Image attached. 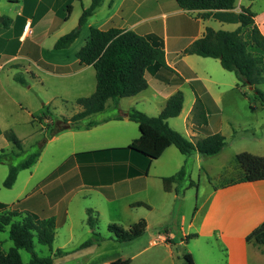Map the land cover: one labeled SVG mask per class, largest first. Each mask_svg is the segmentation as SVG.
<instances>
[{
  "label": "crops",
  "instance_id": "1",
  "mask_svg": "<svg viewBox=\"0 0 264 264\" xmlns=\"http://www.w3.org/2000/svg\"><path fill=\"white\" fill-rule=\"evenodd\" d=\"M254 1L236 0L234 9L214 11L210 17L204 18L202 17L204 11L183 10L179 8L176 0H103L82 26L80 36L74 43L67 49L57 50L55 49L57 40L78 25L83 10L91 5L92 0H9L10 13L2 19L9 38L7 41L3 40L0 51L13 45L15 52L12 57L0 64V69L8 64L18 69L23 68L26 73H31L33 79L40 81L42 87H48L47 89L58 94V98L77 101L79 98L89 97L96 90L94 67L81 64L77 57V53L89 39L91 28L137 30L142 34L161 33L168 67L184 78L182 83L164 80L158 77L156 69H149L146 72L148 88L136 96L128 97L132 101L126 107L121 105L124 98L113 105L118 108V114L93 116L101 113L99 112L72 125L70 119L82 111L75 101L78 111L66 121L67 124H64L69 127L63 129L62 126L58 128L59 130L56 129L47 140L49 144L61 137L70 144L71 153L63 156L58 166L41 180L34 190L17 200V203L23 200L17 205V211L36 215V211L39 210L43 214L53 216L58 226V212L63 213L66 219L69 217L67 207L71 196L81 192L85 198L91 196L90 193L93 191L101 195L109 205L123 203V207L128 205L130 209L136 210L127 228L141 218L146 220V232L133 240L138 242L140 250L129 258L131 264L148 247L158 246V242L163 244L167 254L163 260L156 255L158 264H186L184 261L186 254L191 255L194 264H264V245L247 240L248 235L264 222V181L236 182V180L225 184L214 182L205 165L207 157L198 153L183 155L175 146L168 147L160 158L151 163L143 161L131 152L121 151L140 137L138 124L129 120L127 115L131 109L145 111L139 106L140 102L147 100L142 97L143 92L150 88L153 89L154 99L159 100L158 110L161 112L175 92L182 91L184 85L192 87L195 94L193 103L186 112L183 104L181 114L175 118L184 114L183 120L187 122L185 135L188 139L197 141L206 137V134L191 121L196 95L202 100L208 116L209 105L212 108L217 106L214 93L220 89L222 83L207 72L209 62L205 61L207 58L183 55L182 51L201 38L207 27L227 31L237 29L240 23L236 18L242 7L250 8L255 14L252 26H257L264 35V10L261 12L253 10ZM68 6L71 8H67ZM170 8L172 10L168 11ZM170 16L174 19L171 25ZM160 18L163 19L161 25ZM216 24L219 28H215ZM27 25L29 27L26 31ZM226 26L233 28L228 30ZM188 30H195L189 43L182 48L170 45V38L175 40L181 38ZM251 48L257 52L256 54L264 55V52L256 47ZM15 61H21L25 65L11 64ZM202 92L208 96V100L204 99ZM35 120L34 118L32 122ZM168 124L172 129L179 131L169 122ZM1 125L0 121V130ZM174 125L179 123L176 121ZM210 126L208 116V127ZM212 131L217 133V130ZM224 149L225 147L221 153ZM105 150L109 152L97 153ZM42 152L36 164L29 169L39 164ZM255 155L264 156V153ZM183 167L186 171L184 179L174 183L170 192L165 191L163 178L175 175ZM194 167L200 172L198 184L192 178ZM60 168L62 170L58 171L57 175L47 180ZM134 169L138 173H134ZM145 170L147 174L143 172ZM6 177L4 174V179ZM202 179L210 181L207 188H201ZM191 181L197 186L196 197L189 193L192 189L187 190ZM63 202L68 204L66 203L64 211H61L59 207ZM17 203H7L0 199V204L5 206ZM44 209H48V212L45 213ZM96 210L95 207L85 209L87 224L91 211L98 225ZM5 227L8 226L3 227L4 231ZM90 231L93 240L91 228ZM191 235L196 236L190 238ZM98 237L102 239L100 233ZM147 242L150 246L144 247Z\"/></svg>",
  "mask_w": 264,
  "mask_h": 264
},
{
  "label": "trees",
  "instance_id": "2",
  "mask_svg": "<svg viewBox=\"0 0 264 264\" xmlns=\"http://www.w3.org/2000/svg\"><path fill=\"white\" fill-rule=\"evenodd\" d=\"M102 1L92 0L91 5L83 10L78 25L57 40L55 49H67L74 43L80 36L82 26L94 14ZM176 3L179 8L186 11H204L202 17L207 18L214 11L234 9L236 0H176ZM67 8L70 9L71 6ZM254 17L255 14L250 8L242 7L236 18L240 23L237 29L227 31L207 27L204 35L188 45L183 50V54L218 59L226 71L235 74L237 86L251 87L256 93V98L264 106V92L258 88L259 85L264 84V55L249 50V47L252 46L264 52V35L257 26H252ZM245 32L246 38L244 37ZM77 57L81 64L94 67L97 86L95 92L89 97L77 99L76 103L82 108V111L70 119L72 125L88 116L104 111L109 100L117 104L122 98L133 97L146 90L148 88L146 72L149 69H156L157 75L161 79L173 80L178 83L184 81V78L169 68L166 63L164 40L161 33L142 34L137 30L91 28L89 39L77 53ZM14 80L22 85L28 83L26 78L20 74L15 75ZM183 104L184 93L179 90L167 100L158 116L151 117L142 111L131 109L127 117L138 124L140 137L121 151L131 152L137 157L138 155L142 156L148 163L160 158L170 146H175L183 155L192 153H198L203 157L219 155L226 145V138L221 133H212L209 130L204 104L197 95L191 121L206 134V137L192 141L169 126L168 120L181 114ZM48 117L51 118V115ZM54 132L55 130L50 136ZM0 134H2L1 130ZM4 135L6 140L20 152L24 150L22 140L13 130L4 132ZM49 137L39 142L38 149L18 164L14 163V158L20 153L1 151L0 164H5L9 168L3 183L6 188L14 186L20 171L29 169L36 164ZM105 152H109V150L97 153ZM235 158L242 171V176L236 182L264 181V156L244 151L237 154ZM60 170L62 168L57 169L47 180L57 175ZM133 172L138 173L135 169ZM143 172L147 174V170ZM185 176L186 171L183 167L175 175L163 178L165 191L170 192L172 185L183 180ZM194 185V182L191 181L190 186ZM22 202L23 200L18 201L16 205H13V210H4L0 216V227L3 229L4 226H9V238L14 244L8 252L0 251V264H53L51 256L42 258L34 252V235L38 236L40 243L52 247L56 237V219L53 216L39 218L28 212L26 215H22V212L15 209ZM4 208L6 206L0 204V210ZM18 216L21 217V221L15 220V217ZM88 225L93 231L94 239L83 243L82 248L90 247L102 240L96 232L97 220L92 216L91 211L88 215ZM146 229L147 222L144 218L139 219L128 228L114 223L108 225L109 232L113 233L120 242L133 241L142 236ZM195 236L191 235L190 238ZM247 240L257 245H264V222L248 235ZM22 249L31 254L30 262L22 261L20 253ZM57 254H61V251L58 250ZM184 261L186 264H194L190 254L184 255ZM112 264H131V260L118 259Z\"/></svg>",
  "mask_w": 264,
  "mask_h": 264
},
{
  "label": "rangeland",
  "instance_id": "3",
  "mask_svg": "<svg viewBox=\"0 0 264 264\" xmlns=\"http://www.w3.org/2000/svg\"><path fill=\"white\" fill-rule=\"evenodd\" d=\"M252 3L253 10L257 12L264 10V0H255ZM10 8L9 0H0V45L3 40L7 41L9 38L6 35V26L2 23V19L8 16ZM170 10L172 9H168V11ZM159 20V24L161 25L163 19L160 18ZM173 20L170 16L169 25H171V21ZM215 28H219L217 24ZM226 28L232 30L233 27L226 26ZM194 32L195 30H188L181 38L176 40L170 38V45L177 48L184 47L193 38ZM244 37L246 38V32L244 33ZM249 50L253 51L254 49L252 50L250 46ZM14 52L13 45L10 48H3L0 51V64L7 60V58L12 57ZM254 52L257 53L255 50ZM205 61H209L207 72L214 79L222 83L220 89L214 93L217 98V106L212 108L209 105L208 116L211 126L208 128L211 132H213L212 129L217 130V133H221L226 138V146L223 153L219 156L207 157L205 165L214 182L225 184L236 181L242 176L241 169L237 165L235 158L237 154L244 151L252 154L264 153V106L261 105L260 101L256 98V93L249 86L238 87L235 74L226 71L218 60L207 58ZM15 63L25 65L21 61H15L11 64ZM18 74L26 78L27 85H22L14 80V76ZM30 74L26 73L23 68L18 69L11 67L9 64L0 69V121L2 124L0 153L2 150L9 153H20L19 156L14 158L15 164L20 163L37 150L39 142L49 137L54 130L67 124L66 121L78 111L75 103L76 100L58 98V94L51 89H47L48 87H42L40 81L33 79ZM258 88L264 92V84L258 86ZM182 91L185 97L184 105L186 112L188 107L193 103L195 94L193 88L189 85H184ZM201 94L205 100H208V96L204 92ZM142 95L147 100L140 102L139 108L144 109L145 111L143 112H147L149 116H158L160 113L158 110L159 100L154 99L153 89L150 88L143 92ZM130 101H132L130 98L122 99V107L129 105ZM113 105H116L115 102L113 104V101L109 100L105 110L93 116L103 117L118 114V108L116 109ZM48 115H51L52 119ZM183 115L179 118L169 119L168 122L170 125L178 128V132L186 136L187 122L183 120ZM34 118L36 120L32 122ZM58 121L60 123L57 125L56 122ZM176 121L179 125H174ZM9 130H13L22 140L24 149L22 152L6 140L4 132ZM70 150V144L61 137L53 140L43 150L39 164L32 169L20 172L12 188H6L3 185L5 180L4 174L8 175L9 168L5 164H0V199L7 203H17L18 199L24 198L34 190L39 182L58 166L63 156L71 153ZM138 157L143 160L145 159L139 155ZM199 173V170L194 167L192 178L197 184ZM201 182V188L203 189L208 187V182L210 181L202 179ZM196 188V184L194 186H190L189 184L187 190L192 189L189 193L196 197ZM90 194L91 196L84 198L81 192H77L71 196L69 204L63 202L59 207L61 211H64L65 204L67 203L69 217L66 219L63 213L58 212L57 234L52 247L40 243L38 236L34 235V252L39 257L51 256L53 264H111L118 259H129L140 250L138 242H120L108 230V225L113 224V222L127 228L129 220L134 218L136 210L130 209L128 205L123 207V203L120 205L117 203L109 205L96 192L92 191ZM104 203L107 206L103 205ZM12 207L13 205L10 204L3 211H11L14 209ZM88 207L97 208L98 225L96 230L101 234L102 240L88 248H81L84 242L90 241L93 238L92 232L86 222L87 214L85 213V209ZM15 209L17 210V208ZM3 211L0 212V216ZM36 212L35 214L39 218L49 217L39 210ZM44 212L47 213L48 209H44ZM26 214L24 212L22 215ZM15 220L21 221L22 219L18 216L15 217ZM0 241L1 252H8L14 246L9 238V226L5 227V231L3 229L0 230ZM157 245L148 247L150 244L148 242L145 243L144 247H148V249L139 258L134 259L133 264H158L156 255H159L162 260L166 258L165 255L167 254L163 244L158 242ZM58 250L62 251V253L57 254ZM20 253L24 263L30 262L31 254L29 252L22 249Z\"/></svg>",
  "mask_w": 264,
  "mask_h": 264
},
{
  "label": "water",
  "instance_id": "4",
  "mask_svg": "<svg viewBox=\"0 0 264 264\" xmlns=\"http://www.w3.org/2000/svg\"><path fill=\"white\" fill-rule=\"evenodd\" d=\"M251 88V87H250ZM252 89V88H251ZM60 123V121H58V122H56V124L58 125ZM69 127V125H65L64 127H63V129H67Z\"/></svg>",
  "mask_w": 264,
  "mask_h": 264
},
{
  "label": "built area",
  "instance_id": "5",
  "mask_svg": "<svg viewBox=\"0 0 264 264\" xmlns=\"http://www.w3.org/2000/svg\"><path fill=\"white\" fill-rule=\"evenodd\" d=\"M28 27H29V25H27V26L25 27V30H26V31L28 30Z\"/></svg>",
  "mask_w": 264,
  "mask_h": 264
}]
</instances>
